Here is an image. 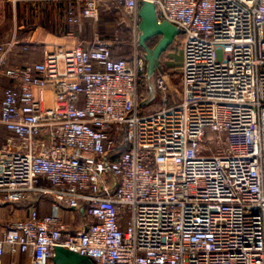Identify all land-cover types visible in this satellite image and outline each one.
I'll list each match as a JSON object with an SVG mask.
<instances>
[{"label": "built area", "instance_id": "obj_1", "mask_svg": "<svg viewBox=\"0 0 264 264\" xmlns=\"http://www.w3.org/2000/svg\"><path fill=\"white\" fill-rule=\"evenodd\" d=\"M143 1L184 36L180 82L155 76V111H142L143 58L113 57L117 33L23 66L8 63L17 40H0V82L13 81L0 197L42 193L56 209L10 220L0 264L7 251L50 264L56 247L94 264H264V0H66L67 33L99 23L106 2L140 33ZM62 207L84 212L81 227Z\"/></svg>", "mask_w": 264, "mask_h": 264}, {"label": "crops", "instance_id": "obj_2", "mask_svg": "<svg viewBox=\"0 0 264 264\" xmlns=\"http://www.w3.org/2000/svg\"><path fill=\"white\" fill-rule=\"evenodd\" d=\"M109 3L111 5H118L115 2ZM1 4H3L4 8L8 5L12 10L13 17L6 36L1 37L0 40L9 41L12 38L17 40L9 55L8 63L10 66H23L41 61L44 58L45 50L54 49L61 45L80 44L84 48H90L93 44L96 31L104 33V30H106L105 27H102L103 30H100L101 28H93V25L98 26L102 23L103 20L101 19L97 24L84 20L82 31L76 37L69 36L67 33L68 4L66 0H0ZM105 34H107L106 36H110L115 33ZM12 84L13 81L8 78L1 79L0 101L3 97V90ZM45 97L48 103H50L52 101V92L50 90L46 91ZM7 139L0 132V148L6 143ZM33 199L34 202L12 204L3 201L0 197V234H3L10 220L27 215L31 203H35L42 215L56 211L53 206V199H49V201L40 200L38 203L35 198ZM65 212L74 213L75 211L62 207L61 213L63 218ZM71 218L72 220L70 221L65 219L71 227L76 224L79 228L80 223L84 220V218L80 217ZM63 256L64 253H61L59 259H51L50 264H63ZM30 260L31 255L29 253L18 251L12 254L7 251L3 257V264H19L29 262Z\"/></svg>", "mask_w": 264, "mask_h": 264}, {"label": "rangeland", "instance_id": "obj_3", "mask_svg": "<svg viewBox=\"0 0 264 264\" xmlns=\"http://www.w3.org/2000/svg\"><path fill=\"white\" fill-rule=\"evenodd\" d=\"M107 13L103 17V21L100 24L101 26L93 25V28H101L100 30H103L105 27L106 30H104V33L96 31L103 35H107L105 33H117L120 37V41L124 44L123 49L125 50V53L131 52L134 56V54L138 52L140 57L143 58L146 78L152 95V99H149L148 102L146 101L145 104H148L158 98L156 97L154 79L160 72L163 73V71H165L164 73L169 76L168 80L174 90L179 84V72L183 60V40L180 39V35H176L169 42H166L168 40L164 39L163 34L156 35L148 39L150 42H147V40L144 45H141L137 37L139 32L135 29L133 21L127 13H125L121 8L116 10L113 14L109 12ZM12 17L13 13L8 5L4 8L3 4H1L0 38L6 36L9 30L10 21L12 22ZM149 71H152V74L151 72L149 74ZM151 109L155 111L157 108L154 106ZM80 213L84 215L83 211H80ZM64 215V219L68 221L72 220L71 217H77L76 212H65ZM80 224H82V222Z\"/></svg>", "mask_w": 264, "mask_h": 264}, {"label": "water", "instance_id": "obj_4", "mask_svg": "<svg viewBox=\"0 0 264 264\" xmlns=\"http://www.w3.org/2000/svg\"><path fill=\"white\" fill-rule=\"evenodd\" d=\"M140 33L138 40L141 45L153 36L163 34L164 39L169 42L176 35H180L181 31L169 22H159L157 15V7L151 1H143L140 8ZM152 71H149V74ZM61 253H64L63 264H94L92 259L88 256L80 255L75 251H71L64 247H56L55 254L52 259L57 260L61 257Z\"/></svg>", "mask_w": 264, "mask_h": 264}, {"label": "trees", "instance_id": "obj_5", "mask_svg": "<svg viewBox=\"0 0 264 264\" xmlns=\"http://www.w3.org/2000/svg\"><path fill=\"white\" fill-rule=\"evenodd\" d=\"M117 8L119 9L121 7L119 5H117V6L111 5L109 2L104 3L102 5V10H101L102 11L101 12V20H103V17L107 12L113 14L116 10H118ZM183 38H184V36L180 35V39L183 40ZM147 42H150V40H148ZM123 45L124 44H123V42L120 41V37L118 35V39L114 42V44L112 46L113 57L117 58V59L129 60V61L132 60L133 54L131 52L125 53V50L123 49L124 48ZM164 72L165 71H163V73ZM173 75H175V74H173ZM178 82H180V81H178ZM139 83H140V90H139L140 102H141L143 112L153 111L151 108L154 106L157 108L155 110H158V109L165 106V103L161 102L159 97L156 98L154 101H152L148 104H145L146 101L148 102L149 99H152L151 89L149 87L148 80L146 78V72H144V74L140 77ZM0 132L2 134H4L6 138H8V136L10 135V132L2 125H0ZM33 198H35L37 200V203L40 200L49 201V199H50L47 195L42 194V193H37V194L33 195ZM75 212L77 214V217L84 218L85 215H82L79 210H76ZM72 227H73V230H77V228H78L76 226V224L73 225Z\"/></svg>", "mask_w": 264, "mask_h": 264}]
</instances>
